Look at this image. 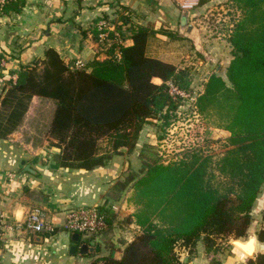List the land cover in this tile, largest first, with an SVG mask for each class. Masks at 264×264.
<instances>
[{"label": "trees", "instance_id": "16d2710c", "mask_svg": "<svg viewBox=\"0 0 264 264\" xmlns=\"http://www.w3.org/2000/svg\"><path fill=\"white\" fill-rule=\"evenodd\" d=\"M227 3L225 28L214 27L232 45L227 80L213 72L195 102L202 116L221 114L218 127L229 132L225 151L212 155L194 148L129 179L134 181L130 201L135 210L127 219L139 233L123 249L107 245V251L93 255L89 264H196L192 260L199 241L208 252L218 251L219 241L235 244L253 229V209L264 185V0ZM26 4L27 0L0 2V16L20 12ZM121 19L130 20L124 14ZM95 30L99 38L97 25ZM161 31L184 43L179 63L148 53L149 37L156 33L148 25L132 29L133 42L120 46V57L111 54L82 67L47 47L44 57L22 65L17 80L5 89L0 138L19 127L32 98L39 96L55 102L48 137L61 149V166L90 170L122 149L132 153L146 124L158 117L167 123L177 110L168 83L189 88L190 72L181 67L188 50L206 54L198 30H182L181 18ZM9 50L0 47V54L8 57ZM103 140L109 142L106 147ZM256 235L264 242V221ZM115 250L119 256H113ZM181 251L188 261H183ZM244 264H264V252Z\"/></svg>", "mask_w": 264, "mask_h": 264}, {"label": "crops", "instance_id": "0c3cea01", "mask_svg": "<svg viewBox=\"0 0 264 264\" xmlns=\"http://www.w3.org/2000/svg\"><path fill=\"white\" fill-rule=\"evenodd\" d=\"M216 1L200 2L199 7L189 12V23L194 30H198L204 49L215 47L217 50V41L225 39L222 37L224 34L217 33L204 20L208 16V8ZM122 10L130 18L128 22L116 20L120 24L118 30L122 33L124 45L132 44L133 28L148 25L156 31L155 35L149 37L148 53L179 63L184 54L181 50L184 43L171 40L161 31L178 24L182 16L178 19L183 10L178 9L173 0H27L20 12L0 16V47L7 51L10 49L8 57L0 54V101L5 89L17 80L21 66L36 58H43L47 47H54L66 61L81 60L83 66L111 54L120 57L118 40H114L112 46H107L96 35L95 27L103 16L117 18L123 15L120 13ZM203 32L208 36H203ZM187 57L189 59L193 56ZM155 81L161 83L162 79L155 78ZM37 97L41 98H34ZM152 124L143 127L137 147L132 153L122 149L121 154L113 155L105 165L90 170L61 166L58 161L61 149L57 146H37L34 141L19 146L17 142L22 135L17 133L0 138V207L12 224L5 238L0 240V262L89 264L93 256L79 253L74 256L69 253L72 235L65 232L67 229L64 226L68 210L83 206H101L111 215L108 229L93 236L89 243H99L101 251L107 245L123 249L125 243L139 233V227L129 221L133 233L123 230V219L131 215L135 207L130 198L124 195L127 190L117 191L116 185L132 171L131 161L135 154L146 144L155 142L157 130L152 129ZM23 160L31 164L32 171L25 169ZM129 203L132 208L126 210L125 205ZM36 211L52 223L54 231L34 234L23 229L27 215ZM243 239L238 243L244 245L249 238ZM260 243L258 239L255 240L254 250L258 249ZM233 248L235 253H227L222 264H239L247 255L236 244H233ZM197 251L199 255L192 261L203 264L208 255L200 241Z\"/></svg>", "mask_w": 264, "mask_h": 264}, {"label": "rangeland", "instance_id": "374dc122", "mask_svg": "<svg viewBox=\"0 0 264 264\" xmlns=\"http://www.w3.org/2000/svg\"><path fill=\"white\" fill-rule=\"evenodd\" d=\"M205 1L206 0H201V3ZM173 2L178 9L183 10L175 0H173ZM227 2L228 1L226 0H218L211 6V8H208L209 11L206 12L208 13V16L204 18L208 26L218 27L220 30L225 28L224 22L228 21L229 19L226 14L228 12ZM120 13L123 14V10ZM181 15L182 12L179 14L178 19ZM121 17L122 15L118 16L117 18H111L112 22L116 24V30H118V27L120 26V24H118L116 20H122ZM203 36H208V34H204L203 32ZM222 37L225 39L217 41L219 42L217 50L215 49V47H210L209 49L207 48L205 49L206 54L204 56H201L195 49L192 48L189 49L186 53V58H183L184 61L182 62L181 67H185L190 72L191 82L189 88L184 89L174 84V82L170 83L171 85L177 86L179 89H182L183 92H185V95L174 97L170 94L172 98H174L178 102L179 106L177 110L172 113L173 117L169 122L166 123L165 120H163L161 117L153 119L154 123L152 124V129L155 128L157 130L155 142L153 144H146L143 148H141L139 152H137V154H135V156L132 158L133 160L131 161L132 171L126 176L124 180L120 181L116 185L117 191H125V189L127 190L124 194L126 195V198L129 199L133 193L132 184L134 181L128 182L129 179H131L132 177L136 178L140 176L148 166L154 163L169 162L170 160L177 159L184 153L191 151L194 148H200L206 153L212 155H220L225 151L227 145L226 139L229 136V132L224 128L218 127V124L222 122L221 114H217L215 111H212V114L208 115V117H205L202 116L195 107V102L198 94L200 93V90L202 88L204 89L205 81L213 72L219 73L227 80L226 68L229 58H232V45L226 38V36ZM210 51H213L212 53L216 55L217 53L219 54L218 56H216L213 55ZM189 55H192L193 57L188 59L187 56ZM200 61H203V63H201ZM54 110L55 102L53 99L46 97H33L22 123L14 132H12V134L17 133L19 135H22L20 138L21 140L17 142L18 145L23 146L27 142L34 141V144L37 146H42L45 144L52 146L49 142L48 129L50 127ZM101 143L103 147H106L109 142L108 140H103ZM125 207L126 210L131 209V203L125 205ZM253 213L255 217L253 229L250 231L248 237L244 238L245 240H247L252 235L257 238L256 232L263 224L264 185L254 206ZM127 218L128 217H125L123 219V223L125 225L123 230L126 233H133V228L130 227L129 220ZM134 229L136 230V228ZM65 232L69 233V235H72L73 233L68 230ZM100 234L96 235L98 236ZM96 235L89 236L87 234H81V239H85L86 241L91 242V238ZM232 242V240L224 242L219 241L218 243L221 245L222 249L218 251L208 252L205 248L208 258L206 257V259H204L206 261V263L205 261L204 263L222 264L226 259L227 253H235L234 251H232V249H234ZM93 245L95 244L93 243ZM103 251H107L106 246H104ZM260 251H264L263 242L260 243L258 249L255 250L251 255H246L243 258V261L239 264H244L247 261L248 257H253ZM197 252L198 251L196 250L195 256L199 255ZM72 255L75 256L76 254ZM93 255L98 254L83 256ZM119 255L120 254H117V256ZM181 257L183 261L189 260L188 254L184 251H181Z\"/></svg>", "mask_w": 264, "mask_h": 264}, {"label": "built area", "instance_id": "2783aa9c", "mask_svg": "<svg viewBox=\"0 0 264 264\" xmlns=\"http://www.w3.org/2000/svg\"><path fill=\"white\" fill-rule=\"evenodd\" d=\"M5 0H0L4 2ZM178 5L184 10H192L200 5L201 0H175ZM99 39L105 42L107 46H112L114 40H118L119 45H124L123 37L119 30H116V24L112 22L111 18L102 17L98 23ZM114 36V37H113ZM76 67H82L81 60L75 61ZM169 82V93L174 97L184 96L185 92L177 86L171 85ZM194 98V97H192ZM196 107V106H195ZM109 214L101 206H83L72 208L68 210L67 222L64 224L68 231L73 233L87 234L89 236L103 233L109 227ZM12 227L8 216L0 207V240L5 238L8 229ZM24 230L34 234L51 233L54 231V226L47 221L45 216L39 212L29 213L22 225Z\"/></svg>", "mask_w": 264, "mask_h": 264}, {"label": "water", "instance_id": "95a60500", "mask_svg": "<svg viewBox=\"0 0 264 264\" xmlns=\"http://www.w3.org/2000/svg\"><path fill=\"white\" fill-rule=\"evenodd\" d=\"M189 17H190L189 11L188 10L184 11L182 16H181V28H182V30L187 29L188 31H190L193 29V25L189 23ZM22 165L25 166L26 170L32 171L31 164L27 163L26 160L22 161ZM256 239L257 238L254 235L250 236L249 239L247 240L246 244L242 245L243 249L246 252L252 251V249H254V244H255ZM71 240H72V242H71V245L69 248L70 254L79 253L81 255H89V254H100L101 253V245L99 243L92 245L88 241H86L85 239L84 240L81 239V235L79 233H76V232L73 233ZM113 256H117L116 251L113 252ZM0 264H3V263L0 262Z\"/></svg>", "mask_w": 264, "mask_h": 264}, {"label": "bare ground", "instance_id": "6f19581e", "mask_svg": "<svg viewBox=\"0 0 264 264\" xmlns=\"http://www.w3.org/2000/svg\"><path fill=\"white\" fill-rule=\"evenodd\" d=\"M237 246H239L240 248H242L243 249V247H242V245L240 244V243H235ZM244 250V249H243ZM245 251V250H244ZM254 251V249H252V251H250V252H246L245 251V253L247 254V255H251L252 254V252Z\"/></svg>", "mask_w": 264, "mask_h": 264}]
</instances>
